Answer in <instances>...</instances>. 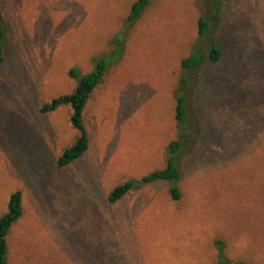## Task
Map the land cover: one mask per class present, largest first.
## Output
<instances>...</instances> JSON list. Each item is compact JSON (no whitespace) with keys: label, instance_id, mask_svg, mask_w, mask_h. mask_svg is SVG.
I'll return each mask as SVG.
<instances>
[{"label":"rangeland","instance_id":"1","mask_svg":"<svg viewBox=\"0 0 264 264\" xmlns=\"http://www.w3.org/2000/svg\"><path fill=\"white\" fill-rule=\"evenodd\" d=\"M220 1V59L192 90L180 200L154 183L111 204L114 187L165 166L204 0H152L130 25L135 0H0V216L15 191L23 211L7 264H218V243L230 264H264V0ZM100 58L110 62L84 109L88 149L59 167L78 133L67 107H40Z\"/></svg>","mask_w":264,"mask_h":264},{"label":"trees","instance_id":"2","mask_svg":"<svg viewBox=\"0 0 264 264\" xmlns=\"http://www.w3.org/2000/svg\"><path fill=\"white\" fill-rule=\"evenodd\" d=\"M152 0H135L130 7L126 23L133 24L148 7ZM219 0H204V11L197 21L198 38L190 53L181 60V73L174 96V120L176 137L166 147L165 166L139 178L130 179L114 187L108 194V202L113 204L120 201L125 195L141 190L147 185L164 183L170 199L177 202L181 198L178 186L181 172L179 169L180 154L185 147H192L197 136V123L191 114L190 99L195 82L198 79L199 69L206 63H217L220 59L219 41L212 38L214 27L220 20L218 12ZM6 42L5 29L1 17L0 5V67L4 61V47ZM109 58L96 60L92 70L87 74H80L75 69L69 71V77L76 85L71 93L54 98L40 107L42 113H49L61 107L70 111L69 123L78 133L72 144L67 146L57 158L59 167H66L80 159L88 149L89 138L83 122V113L87 101L95 88L100 85L106 76ZM21 192L10 194L6 212L0 216V264H7L8 244L6 237L11 226L22 216ZM218 264H230L223 253V246L218 243Z\"/></svg>","mask_w":264,"mask_h":264}]
</instances>
